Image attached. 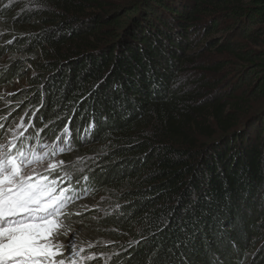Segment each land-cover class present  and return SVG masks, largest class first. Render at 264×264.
Here are the masks:
<instances>
[{
    "label": "trees",
    "instance_id": "1",
    "mask_svg": "<svg viewBox=\"0 0 264 264\" xmlns=\"http://www.w3.org/2000/svg\"><path fill=\"white\" fill-rule=\"evenodd\" d=\"M29 1L0 46L30 68L2 69L26 79L16 149L94 162L76 191L110 200L105 264H264V0ZM195 47L234 56L243 86L185 80Z\"/></svg>",
    "mask_w": 264,
    "mask_h": 264
},
{
    "label": "rangeland",
    "instance_id": "2",
    "mask_svg": "<svg viewBox=\"0 0 264 264\" xmlns=\"http://www.w3.org/2000/svg\"><path fill=\"white\" fill-rule=\"evenodd\" d=\"M124 1L125 0H112V2L118 4ZM31 5L32 3L29 0H0V11L3 9H10V14L7 16H3L0 12V46L9 41L8 38H5V35H7V31H9V28L12 26L10 18L26 8H29ZM220 28L223 27L221 26ZM224 31L225 30L221 33ZM221 33L220 35L211 34L209 38L223 37L226 31L223 34ZM225 38H228L232 44L244 42L242 34L236 31L234 33H229ZM193 51L194 54L192 58L195 60L194 66L196 69L193 70L190 67L189 71L183 73L182 77L185 80L190 82L203 80L206 85L220 83L217 87L221 88V86H223L224 90H227L229 87L236 88V86H241L245 78L244 76L247 73L246 70H242L240 62L234 56L227 52L219 54L214 50L199 51V48L196 47ZM9 62H14L17 65L24 64L23 66H25L27 71H29L30 68L26 62H21V57L19 55L0 53V79H2V82H0V125L3 126L0 128V144H8V142L13 139V136H15V145H17L19 137L26 136L29 133V128L25 120L29 111L22 110L19 114L14 110V105L12 101H10L9 95L26 87V79L17 75L13 78L8 76L1 77L2 69L8 66ZM217 62L220 63L219 65H221L222 68L216 71L214 68L217 66ZM252 114H254V112ZM252 114L249 115L252 116ZM29 148L27 147V151ZM27 151L23 152L27 155ZM36 153L44 156V160L40 165L33 164L31 167L37 168V171L41 174H48L52 176V178H60L58 188L69 185L71 189H73V192H77L71 197L67 207L63 209V212L66 214L62 221L63 227L58 230L57 235L51 238L52 242L54 244H63L67 239L66 233L75 232V236L72 238L77 245L78 255L75 259L78 260L79 264H105L111 252L108 246L113 241L101 235L102 231L98 229V224H100L99 219H101V216L110 208V200L106 196L104 190L100 188L89 186L86 190L76 191L78 187L82 185V176L94 162L91 163L90 160L80 159V157L73 158L76 155H71L69 147L65 149L63 153H60L56 145L54 146L52 143L47 142L43 144L38 143ZM53 153H55V156H53ZM52 161H55L58 165L60 161H64L65 164L59 165L56 170H50L46 173L45 169L47 168V164ZM64 171L72 172L73 175L71 177H65ZM70 184H72V186ZM72 207L76 208V213H79V215L69 212V209ZM79 249H83V253H79ZM80 255H83L85 258L93 256L96 258L81 260ZM56 259L67 260L68 257L64 255Z\"/></svg>",
    "mask_w": 264,
    "mask_h": 264
},
{
    "label": "snow or ice",
    "instance_id": "3",
    "mask_svg": "<svg viewBox=\"0 0 264 264\" xmlns=\"http://www.w3.org/2000/svg\"><path fill=\"white\" fill-rule=\"evenodd\" d=\"M43 160L44 156L38 153L29 157L16 149L15 136L8 144H0V264H79L75 259L77 245L72 238L75 232L66 233L63 244L52 242L51 238L63 227L66 215L63 209L71 200L67 193L72 189L58 188L60 178L41 174L31 167ZM59 165L49 162L45 172L56 170ZM72 175L64 171L65 177ZM83 251L79 249V253ZM64 255L67 260L56 259ZM95 258L80 255L81 260Z\"/></svg>",
    "mask_w": 264,
    "mask_h": 264
}]
</instances>
